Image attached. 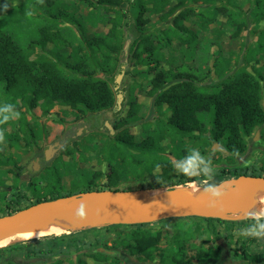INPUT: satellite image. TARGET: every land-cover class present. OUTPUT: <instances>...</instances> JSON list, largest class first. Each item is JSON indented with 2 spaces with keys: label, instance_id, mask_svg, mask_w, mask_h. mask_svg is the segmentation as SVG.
Masks as SVG:
<instances>
[{
  "label": "trees",
  "instance_id": "16d2710c",
  "mask_svg": "<svg viewBox=\"0 0 264 264\" xmlns=\"http://www.w3.org/2000/svg\"><path fill=\"white\" fill-rule=\"evenodd\" d=\"M97 1L106 7H116L122 5L125 0ZM175 1V4L170 5V0H134L130 7L131 13L136 17V26L140 33L133 47L132 58L136 65H145L147 72L153 74L152 87L149 92L151 96H155L154 105L164 117L159 118L154 124L145 123L144 137L136 140L128 130L123 129L140 120L139 105H132L127 116L115 126L116 130H120L115 139L105 141L101 147L110 167L106 174L107 181L101 186H98L90 175L79 173V181L71 190L65 191L62 179L64 175L76 170V163L70 164L61 157L51 160H46L44 157L46 187L40 190L35 187V183H31L32 186L35 185L33 187L35 200L26 205H23L25 200H29L26 191L18 189L10 192L5 182V175L13 172L16 174L14 186L18 188L20 178L25 176L26 169L19 165L11 155L4 160L0 149V217L12 214L29 205L65 195L90 190H119L121 189L119 185L129 177L151 176L154 179V187H176L193 182L197 178H189L176 173L172 165L173 158L170 156L171 154L176 159H183L189 149L193 148L189 146L192 142L198 145L203 155L216 143H221L230 154L238 150L239 156H242L250 151L252 145H248L252 140L253 131L257 127L264 129V108L261 103L262 82L253 72L244 67L230 75L232 71L230 58H216L214 72L221 81L212 87L198 85L197 76L193 71L164 68L162 66L165 60L164 48L171 46L173 40H178L186 45L190 52L195 53V47L199 43L198 35L189 27L180 25L179 20H185L189 15L186 11L178 15L175 25L160 30L158 35L146 33L147 21L144 14L149 9L147 4L153 3L157 12H161V20H167L176 10L188 3L213 2L214 0ZM229 1L236 4L233 0ZM37 2L44 3L45 12L52 18L57 20L66 18L82 26L79 19L65 10L60 0ZM253 3L254 21L260 23L264 21V0H253ZM219 12V9L214 8L198 13L201 28L213 22ZM226 13L228 15L227 25L237 28L235 34L239 26L246 25L245 19L241 21L237 11L228 9ZM9 23L0 20V82L4 84L5 93L11 98L9 103L16 105V109L21 114L17 118L21 134L19 130L5 133L6 143L10 147L22 146V140L25 141L26 147H30L42 139L38 128L39 123L29 124L25 111L22 110L24 107L33 109L41 106L45 114H48L56 104L92 113L113 110L116 103L114 84L126 74L121 65L117 64L115 55L122 49L117 22L107 34L96 33L88 40L90 53L84 52L85 45L79 42L68 56L57 54L59 60H54L43 53L31 58L36 45L45 47L49 42L54 43L59 40L58 32L52 31L54 25L46 23L40 26V37L22 46L15 35L9 32L7 28ZM67 44L64 42L63 46ZM259 53H264V28L258 34L257 44L249 50L250 61ZM59 61L64 65L61 66ZM99 72L105 75L100 76ZM10 122L12 120L4 125ZM2 126L0 125V128ZM248 137L250 139H247ZM166 140L168 143L164 144ZM167 146L170 147L169 153ZM65 150L66 148L63 151ZM71 153L67 152V154ZM81 159H85V156ZM157 165H159L158 170ZM247 168L235 169L233 175L264 176V165L253 171ZM221 172L222 176L229 174L224 169ZM184 219L194 222L184 225L180 236L172 237L169 245L163 249L159 247L160 233H154L151 229L145 228L147 223L127 225L131 226L132 230L119 238L117 242L131 255H142L150 260L156 255L160 256V264H195L188 255L187 244L196 234L203 232L202 224L212 229L215 228L213 227L215 221L220 219L195 216ZM227 227L229 237L235 238L234 223H230ZM50 236L31 238L29 241L37 242ZM253 241V238L246 240L235 238V255H240L248 264H264V248L260 252H253L248 247ZM20 249L21 247L16 244L0 248V262L6 252L10 254L3 264H22L24 258H32V253H51L50 250L44 251L36 247L29 248L26 253L22 254L19 252ZM220 250L219 248L215 255H211L208 251H200L196 257L197 264H217V258L221 257ZM79 264H87V262L80 260Z\"/></svg>",
  "mask_w": 264,
  "mask_h": 264
},
{
  "label": "rangeland",
  "instance_id": "374dc122",
  "mask_svg": "<svg viewBox=\"0 0 264 264\" xmlns=\"http://www.w3.org/2000/svg\"><path fill=\"white\" fill-rule=\"evenodd\" d=\"M40 0H0V20L7 25L9 32L15 35L19 44L26 45L31 40H37L40 37L39 27L49 23L53 26V32H58L59 40L49 42L45 47L36 45L31 58L37 54L43 53L54 60H59L57 54L68 56L72 48L82 42L84 52L90 53L88 40L96 33L101 35L107 34L118 23V34L122 49L115 53L117 64L126 74L122 77L121 88L124 91V100L122 108L114 112L105 110L98 113L86 112L82 109H74L70 106L56 104L48 114H45L41 106L30 109L22 108L25 111V117L29 124L39 123V133L42 139L38 140L30 147L25 146L22 140V146L10 147L8 143L2 145L1 153L5 160L8 155L13 156L19 165L26 169L25 176L20 178L18 188L14 183L16 174L8 172L5 175L6 185L9 191L23 189L27 193L29 200H25L23 205L35 200L33 187L44 190L47 184L45 177L46 169L43 168L44 151L49 144L54 141H61L63 146L55 152L52 159L57 157L63 158L66 162L76 163L77 168L73 173L64 175L62 183L65 191H69L80 179L79 173H85L93 177L101 186L106 183V174L109 172V164L101 147L105 141H112L120 130L115 126L122 121L129 113L132 105H139L140 120L127 125L128 130L136 140L144 137L143 126L145 123L154 124L159 118L164 117L155 107V96H151L152 87L151 79L153 74L147 72L145 65H136L132 58L133 47L140 33L136 26V17L131 13L130 7L134 0H125L122 5L116 7H106L98 3L97 0H60L65 10L73 14L82 22L73 23L62 18L57 20L45 12L44 3ZM93 2V4H91ZM175 0H170V5L175 4ZM214 0L213 2L201 1L198 3H188L186 6L179 8L167 20H161V12H157L154 4L149 2V9L145 12L146 33L158 35L160 30L167 29L175 25V21L181 12L186 11L189 14L185 20H179L180 25H184L194 30L198 35L199 43L195 47V53L190 52L187 46L178 40H173L171 46L163 49L165 60L162 66L166 69L188 70L193 71L198 85L216 86L221 79L214 72L215 61L217 57L230 58L233 74L239 68H247L253 72L262 82V106L264 108V53L257 54L250 61L249 50L257 44L258 34L264 28V21L256 23L252 14L254 3L253 0ZM219 9L217 18L207 27L201 28L199 25L198 13L206 10ZM167 9V8H166ZM232 9L237 11L238 17L245 19L246 25L239 26L238 32L227 25L228 15L226 10ZM11 19V21L9 20ZM56 25V27H55ZM61 40V41H60ZM67 42V46H63ZM60 62V61H59ZM61 66L64 64L60 62ZM98 72V71H97ZM100 76L104 73L99 72ZM172 84V83H170ZM11 102V98L5 93L4 84L0 82V105ZM169 115V114H168ZM109 122L115 132L106 126ZM5 133L18 131L20 126L17 119L12 120L8 125H3ZM122 129V130H123ZM21 134V131L19 130ZM247 139H250L248 137ZM168 140L164 141L167 144ZM252 145L246 155L234 156L228 152L221 143H216L208 148L204 155L212 159L216 169L214 178L215 183H219L226 178L236 177L233 175L235 169H247L253 171L260 169L264 165V129L255 128L252 133ZM190 147L198 148L194 142L189 144ZM66 148L65 152L63 151ZM170 152V147H166ZM73 151V153H71ZM64 152V153H63ZM67 152L71 154H67ZM85 156V159H81ZM173 158V161L180 159ZM39 159V168L33 169L34 161ZM229 172L228 175L222 176V170ZM220 180V181H219ZM31 183H35L32 186ZM198 183V182H197ZM200 185V184H199ZM119 187L121 189H142L154 187V179L151 176L144 178L129 177L123 181ZM168 190H175L176 187H166ZM239 213L226 214L215 221V228H208L202 224V233L196 234L187 244L188 255L195 264L200 251H208L211 255L218 253L217 264H248L241 256H236L235 238L229 237L228 225L234 223V234L239 229L246 227L251 221L249 218L239 217ZM196 221V220H195ZM194 221L184 218H169L147 223L145 228L151 229L154 233H160V249L169 245L172 237H179L181 228L184 225L193 224ZM113 227L111 225H91L80 224L76 227H66L51 233H44L35 238H42L45 235H51L49 238L37 242H31L29 239L10 243L21 247L20 253H26L29 248L39 247L44 251H51L45 254H31L32 258L25 259L22 264H79L80 260H85L87 264H160V256L152 260L145 259L142 255H131L126 249L120 246L117 240L132 230L131 226L126 224ZM241 240L247 238L238 237ZM254 239V238H253ZM5 246V247H7ZM248 247L253 252H260L264 248V240L254 239ZM10 252H6L0 264H3ZM97 256H101L98 258ZM100 259V260H99Z\"/></svg>",
  "mask_w": 264,
  "mask_h": 264
},
{
  "label": "water",
  "instance_id": "95a60500",
  "mask_svg": "<svg viewBox=\"0 0 264 264\" xmlns=\"http://www.w3.org/2000/svg\"><path fill=\"white\" fill-rule=\"evenodd\" d=\"M121 80L122 78H119L114 84L116 94L114 112L119 111L123 105L124 91L120 87ZM106 126L112 133L115 132L109 122ZM62 146L63 143L59 141L49 144L44 151L45 159L51 160ZM39 165V157H37L33 169L37 170ZM221 182H232L239 189L223 210L210 208L206 198L201 194L190 201H159L149 196L146 189L90 190L41 201L12 214L1 216L0 239L13 234L44 230L58 216L78 221L80 224L132 225L169 218L193 216L219 218L226 214L240 213L248 201L256 203L251 196L264 187V176L241 174L223 179L219 183ZM81 202L87 206L86 217L83 219L75 215Z\"/></svg>",
  "mask_w": 264,
  "mask_h": 264
},
{
  "label": "clouds",
  "instance_id": "9594fccd",
  "mask_svg": "<svg viewBox=\"0 0 264 264\" xmlns=\"http://www.w3.org/2000/svg\"><path fill=\"white\" fill-rule=\"evenodd\" d=\"M20 112L16 105L4 103L0 105V125L7 124L10 120L20 117ZM0 145L6 146L5 129L0 128ZM234 156H239V151L234 150ZM177 174L189 178H197L193 181V187L198 182L200 188H196L208 202L210 208H220L223 210V202L230 192H238V187L232 182L215 183L216 169L210 157L204 156L198 148H191L183 159L172 162ZM159 165H157V170ZM86 204L81 202L75 211L77 218L86 217ZM247 217L251 221L246 227L238 230L237 237L254 238L264 240V206L257 207L255 212H247Z\"/></svg>",
  "mask_w": 264,
  "mask_h": 264
},
{
  "label": "bare ground",
  "instance_id": "6f19581e",
  "mask_svg": "<svg viewBox=\"0 0 264 264\" xmlns=\"http://www.w3.org/2000/svg\"><path fill=\"white\" fill-rule=\"evenodd\" d=\"M196 188H200L199 183H196L194 188L193 182H189L187 184H180L176 186L175 190H168L166 187H149L146 189V193L149 194V196H151L152 198L159 201H190L200 194L196 191ZM235 195L236 192H230L229 195L225 198L222 208H224L235 197ZM251 197L252 199L256 200V203L253 204L251 201H248L245 204L243 210L238 214L239 217L248 218L246 215L247 212H255L257 210V207L264 206V187L255 191ZM76 226H80V223L78 221L69 220L58 216L44 230L13 234L0 239V248H3L10 243H15L20 240L35 238L44 233H51L62 228Z\"/></svg>",
  "mask_w": 264,
  "mask_h": 264
},
{
  "label": "flooded vegetation",
  "instance_id": "af4514ba",
  "mask_svg": "<svg viewBox=\"0 0 264 264\" xmlns=\"http://www.w3.org/2000/svg\"><path fill=\"white\" fill-rule=\"evenodd\" d=\"M55 142H57V141H54L53 143H51V144H54ZM60 143H61V141H59ZM45 157V156H44ZM39 159H40V157H39Z\"/></svg>",
  "mask_w": 264,
  "mask_h": 264
}]
</instances>
